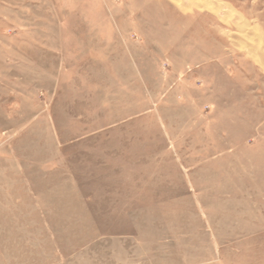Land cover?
I'll use <instances>...</instances> for the list:
<instances>
[{"label": "rangeland", "instance_id": "374dc122", "mask_svg": "<svg viewBox=\"0 0 264 264\" xmlns=\"http://www.w3.org/2000/svg\"><path fill=\"white\" fill-rule=\"evenodd\" d=\"M0 0V264H264V0Z\"/></svg>", "mask_w": 264, "mask_h": 264}, {"label": "bare ground", "instance_id": "6f19581e", "mask_svg": "<svg viewBox=\"0 0 264 264\" xmlns=\"http://www.w3.org/2000/svg\"><path fill=\"white\" fill-rule=\"evenodd\" d=\"M173 1L179 4L181 3V0H173ZM198 1L204 4L208 9L212 11H216L217 9H219V7H217L218 5H214L210 0H198ZM248 52L264 68V48L262 47V45L258 44L257 49H255L254 47H249Z\"/></svg>", "mask_w": 264, "mask_h": 264}]
</instances>
